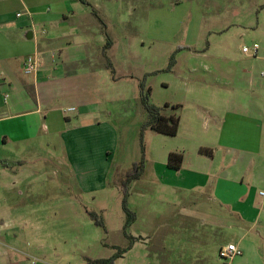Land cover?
I'll return each mask as SVG.
<instances>
[{
	"label": "rangeland",
	"instance_id": "1",
	"mask_svg": "<svg viewBox=\"0 0 264 264\" xmlns=\"http://www.w3.org/2000/svg\"><path fill=\"white\" fill-rule=\"evenodd\" d=\"M97 2L108 6L105 14L101 8L96 17L90 16L95 24L92 30L103 37V48L92 44V53L81 62L84 66L73 72L81 78L85 68L95 73L92 82L82 84V93L98 109L89 117L107 124L114 139L110 141L106 132H98L95 139L91 133L85 140L90 152L81 156L86 166L78 173L73 161L79 148L71 157L57 139L51 140L48 154L28 160L24 184L16 183L13 190L7 184L0 187V208L8 212L11 234L25 246L31 261L40 264H84L86 259L110 258L111 264H228L217 255L224 237L217 235L208 217L217 206L206 203V188L184 187L190 181L185 172L201 167L194 163L196 156L209 152L206 147L195 149L205 142L207 125L203 118H196V123L188 120L192 136L182 130L174 136L141 132L146 116L138 84L142 83L150 105L161 108L164 116H178L179 122L182 114L195 108V93L204 99L196 89L212 86L206 73L214 63L220 71L241 68L247 57L252 58L241 48L264 42V0ZM107 14L105 26L99 16ZM107 41L112 44L108 52ZM107 63L112 65L111 75ZM97 71H106L110 79L120 78L114 87L119 98L106 101L110 87ZM75 94L70 92L55 104L77 105ZM75 113L67 114L69 130L77 124ZM101 148L108 150L110 158L100 166L106 167L103 173L95 176L89 161L100 164ZM169 153L185 159L181 175L162 168ZM141 158L140 177L126 187V208L134 220L123 227L127 217L120 206L119 181ZM79 173L98 185L86 190V182L76 178ZM16 192L21 193L15 196Z\"/></svg>",
	"mask_w": 264,
	"mask_h": 264
},
{
	"label": "crops",
	"instance_id": "2",
	"mask_svg": "<svg viewBox=\"0 0 264 264\" xmlns=\"http://www.w3.org/2000/svg\"><path fill=\"white\" fill-rule=\"evenodd\" d=\"M84 1L87 5L78 0H0V187L7 184L13 190L16 183L24 184L28 160L48 154L52 139H57L71 157L79 148V158L73 161L77 173L86 166L81 156L90 152L85 140L91 133L95 139L98 132H106L110 141L114 139V131L107 124L89 117L98 109L82 93V84L92 82L95 73L85 68L81 78L73 72L84 66L92 44L103 48L102 35L92 30L93 18L101 8L105 14L108 6H101L97 0ZM18 13L20 17H16ZM99 18L108 26L109 14ZM104 45L107 52L112 49L109 41ZM27 56L38 63L30 74L23 71ZM247 58L238 69L220 71L215 63L212 70L208 69L212 86L196 89L204 99L195 93V108L182 114L177 129V134L182 130L185 136H192L188 120L196 123V118H203L207 125L205 142L195 149L206 147L208 155L196 156L194 163L201 167L192 166L185 172L190 181L184 187L206 188V203L217 206L208 216L217 235L224 237L217 248L232 243L239 251L228 264H264V42L255 56ZM97 75L110 87L106 101L119 98L114 87L120 78L110 79L106 71H97ZM73 91L77 105L55 104ZM69 108L76 111L77 124L72 130L67 128ZM109 155L101 148L100 164L89 161L95 176L103 173L105 166H100L108 164ZM184 163L182 158L176 172L164 165L162 168L181 175ZM76 178L88 184V191L98 185L88 180L89 175L79 173ZM8 219L6 209L0 208V264H31L25 246L11 234Z\"/></svg>",
	"mask_w": 264,
	"mask_h": 264
},
{
	"label": "trees",
	"instance_id": "3",
	"mask_svg": "<svg viewBox=\"0 0 264 264\" xmlns=\"http://www.w3.org/2000/svg\"><path fill=\"white\" fill-rule=\"evenodd\" d=\"M82 4H86L84 0H78ZM87 5V4H86ZM93 13V12H92ZM107 70L109 71L110 75L112 74L113 70L112 67L109 63H107ZM142 83L140 82L138 84L139 87V94H140V99H141V106L142 109L145 112V120L142 123L140 127V131L144 130H151L155 133L166 135V136H174L177 131V125H178V116H164L161 114L162 109L152 106L148 103L147 96L143 94L142 92ZM176 108V107H172ZM140 132V133H141ZM203 152V151H199ZM143 160L142 158L140 161L136 164H133V167L131 171L126 172L125 176L123 179H121L119 182L121 183V191H122V198H121V210L122 212L126 215L127 219L125 221V224L123 227H126L132 223L134 220V215L131 213L127 208H126V196H127V191L126 187L127 185L132 182L137 180L143 169ZM180 164H181V155L178 153H169L166 158V168L172 171H178L180 169ZM94 223L97 226L102 227V224L100 221H94ZM84 264H111V258L110 259H96V260H90L86 259Z\"/></svg>",
	"mask_w": 264,
	"mask_h": 264
},
{
	"label": "built area",
	"instance_id": "4",
	"mask_svg": "<svg viewBox=\"0 0 264 264\" xmlns=\"http://www.w3.org/2000/svg\"><path fill=\"white\" fill-rule=\"evenodd\" d=\"M16 17H20V14H16ZM241 52L244 54L249 55L250 57H253L256 55L257 52V45L256 44H252L249 48L247 47H242L241 48ZM38 63L37 60L33 57V56H27L24 64H23V71L26 74H30L33 73L37 67ZM67 112H71L73 111L72 108L66 109ZM239 254V251L235 248L234 244L230 243V244H226L224 247L220 248L218 250V258L221 260H229L232 257L236 256ZM34 262L31 261V264H33Z\"/></svg>",
	"mask_w": 264,
	"mask_h": 264
}]
</instances>
